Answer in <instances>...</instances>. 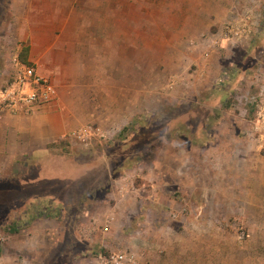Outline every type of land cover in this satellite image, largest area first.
<instances>
[{
  "label": "rangeland",
  "instance_id": "1",
  "mask_svg": "<svg viewBox=\"0 0 264 264\" xmlns=\"http://www.w3.org/2000/svg\"><path fill=\"white\" fill-rule=\"evenodd\" d=\"M13 1L0 0L8 71ZM49 15L76 119L108 137L62 141L32 184L0 178V264L120 251L132 264H264V136L249 103L264 82V0H59ZM242 17L250 40L206 56L202 39Z\"/></svg>",
  "mask_w": 264,
  "mask_h": 264
},
{
  "label": "crops",
  "instance_id": "2",
  "mask_svg": "<svg viewBox=\"0 0 264 264\" xmlns=\"http://www.w3.org/2000/svg\"><path fill=\"white\" fill-rule=\"evenodd\" d=\"M58 1H13L14 10L16 5L19 6L16 9L20 13L16 17V26L21 29V38L18 39L20 50L21 46H28L27 63L35 65L38 73L49 77L57 89L53 102L36 107L31 114L0 113V178L17 179L15 175H20V180H25L23 185L32 184V179H42L37 176L44 167V160L50 162L48 158L56 145L62 141L71 144L73 140L69 135L90 124H80L76 119L71 96H68L67 86L62 82L65 53L58 49L60 42L55 38L56 30L62 26L58 19L49 15ZM7 50L0 44V89L9 74ZM38 182L33 181V184ZM116 199L118 201L119 196ZM110 216L114 221V215Z\"/></svg>",
  "mask_w": 264,
  "mask_h": 264
},
{
  "label": "built area",
  "instance_id": "3",
  "mask_svg": "<svg viewBox=\"0 0 264 264\" xmlns=\"http://www.w3.org/2000/svg\"><path fill=\"white\" fill-rule=\"evenodd\" d=\"M225 22L211 35L202 39L204 50L209 56L211 49L219 48L222 43L236 46L247 43L256 27L254 20L248 17L234 18ZM57 97V89L51 79L38 73L36 67L20 60L15 53L11 59V70L7 80L0 89V113L8 112L13 115L31 114L36 107L53 102ZM249 103L254 107L258 135L264 136V82L257 86L254 97L249 98ZM108 133L99 127L87 124L69 135L73 141L89 142L93 139L107 138ZM113 218L105 217L101 230L107 232L112 225ZM101 264H132L134 256L125 251L112 252L106 257H99Z\"/></svg>",
  "mask_w": 264,
  "mask_h": 264
},
{
  "label": "trees",
  "instance_id": "4",
  "mask_svg": "<svg viewBox=\"0 0 264 264\" xmlns=\"http://www.w3.org/2000/svg\"><path fill=\"white\" fill-rule=\"evenodd\" d=\"M28 53V46H23L19 58L22 62L27 63L26 56ZM12 233H17L19 231L18 227H14L10 230Z\"/></svg>",
  "mask_w": 264,
  "mask_h": 264
}]
</instances>
